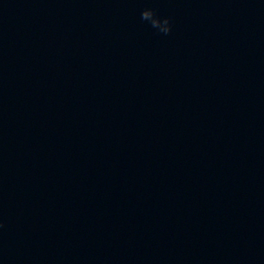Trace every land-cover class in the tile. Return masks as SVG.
Instances as JSON below:
<instances>
[{
  "label": "water",
  "instance_id": "obj_1",
  "mask_svg": "<svg viewBox=\"0 0 264 264\" xmlns=\"http://www.w3.org/2000/svg\"><path fill=\"white\" fill-rule=\"evenodd\" d=\"M0 264H264V0H0Z\"/></svg>",
  "mask_w": 264,
  "mask_h": 264
},
{
  "label": "clouds",
  "instance_id": "obj_2",
  "mask_svg": "<svg viewBox=\"0 0 264 264\" xmlns=\"http://www.w3.org/2000/svg\"><path fill=\"white\" fill-rule=\"evenodd\" d=\"M168 31H170V27H168V30H167V32H168Z\"/></svg>",
  "mask_w": 264,
  "mask_h": 264
}]
</instances>
